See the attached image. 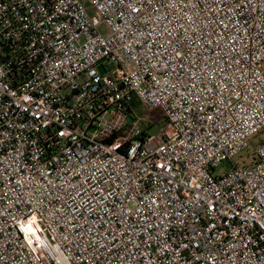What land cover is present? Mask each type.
I'll use <instances>...</instances> for the list:
<instances>
[{"label": "built area", "instance_id": "obj_1", "mask_svg": "<svg viewBox=\"0 0 264 264\" xmlns=\"http://www.w3.org/2000/svg\"><path fill=\"white\" fill-rule=\"evenodd\" d=\"M89 2L0 0V264H264V0Z\"/></svg>", "mask_w": 264, "mask_h": 264}, {"label": "rangeland", "instance_id": "obj_2", "mask_svg": "<svg viewBox=\"0 0 264 264\" xmlns=\"http://www.w3.org/2000/svg\"><path fill=\"white\" fill-rule=\"evenodd\" d=\"M84 2L89 6V9H91L89 0H84ZM90 12L94 13V10L91 9ZM102 31L106 33L107 28L103 27ZM138 110L142 116H145L149 119V123L151 126L149 133L151 135L159 134L161 131V127L164 125L165 122V114L163 110L156 109L154 111L147 112L143 107H139ZM263 139H264V133L262 132L253 139L252 143L250 144V147L243 154L237 156L234 159V162L239 164L240 166L250 165L255 157V149ZM222 167H227V166L226 164H224Z\"/></svg>", "mask_w": 264, "mask_h": 264}]
</instances>
